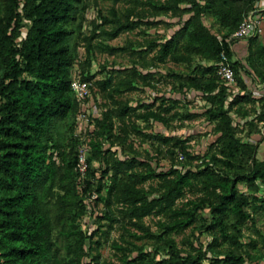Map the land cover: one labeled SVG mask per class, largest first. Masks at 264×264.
Segmentation results:
<instances>
[{
  "label": "trees",
  "instance_id": "trees-1",
  "mask_svg": "<svg viewBox=\"0 0 264 264\" xmlns=\"http://www.w3.org/2000/svg\"><path fill=\"white\" fill-rule=\"evenodd\" d=\"M108 1L115 4L121 0ZM255 2L206 0L201 5L198 0H164L159 8L153 6L155 11L171 12L175 16L192 14L176 34V37L183 34L184 40L170 38L152 42L148 51H154L158 63L171 59L177 64L190 65L194 57L204 63L195 70L197 75L187 77L186 82L210 105L204 115L216 124L221 158L214 156L210 162L194 169L172 165L167 172L158 173L148 162L139 160L134 150H130L132 156L118 157L102 143L104 140L109 146L121 145L114 142L119 137L112 134L113 119L123 124L125 119L135 117L145 123L153 121L168 126L170 119L164 115L170 112L171 107L162 108L164 104L161 103L155 110L153 104L136 107L125 104L115 111L99 108L94 130L86 133L90 146L88 171L80 183L76 163L77 147L82 140L74 134V129L81 105L70 87L74 80L71 67L75 51L68 25L78 11L85 10L84 0H0V264H83L84 246L76 250L80 255L74 261H59L52 235L55 224L60 237L81 235L76 220L85 211L84 198L88 193L96 195V203L105 204L108 212L101 219L121 222L124 232L132 238L128 244L137 250L136 257L131 258L126 254V247L113 244L112 247L121 253L117 264H244L242 256L233 254L204 263L205 253L201 251L195 256L171 254L155 261L139 250L134 241L142 239L138 232L151 236L143 226L146 217H157L162 236H167L187 230L195 223L197 211L208 209L223 240L236 244L234 237L225 231V217L232 214L240 226L249 217L244 208L251 204V200L259 202L260 208L264 206V197L253 196L250 200L239 193V183L255 187V183L260 181L264 185V162L253 160L247 169L240 166L236 169L245 154L251 157V148L236 138L229 115V107L240 97L231 99L232 87L222 84L215 74L220 54L225 53L238 81L237 71L241 67L239 62H231L233 52L228 38L254 8ZM206 12L219 24L220 37L200 23V16ZM109 13L110 18H102V24L110 26L109 30L102 31V35L109 39L124 31H134L143 19L133 20V10H128L125 22L116 19L114 9ZM23 29H26L24 36ZM93 38L94 35L85 40L88 50L92 47L110 54L119 51L105 44L91 46ZM250 41L256 44L257 57H264V47L258 38ZM133 75L145 79L143 74L144 77L137 72ZM91 79L87 75L77 78L86 82ZM111 83L109 79L90 85L93 103L96 92H106L112 87V92L121 91ZM124 84L129 90L133 89L128 82ZM241 97L246 99L248 95ZM142 108L144 112L137 114ZM61 125L66 127V136L59 129ZM130 128L138 136L149 138L136 124ZM127 131L124 127L123 132ZM154 138L161 145L173 143L172 146L180 147L188 160L195 159L183 141L160 135ZM94 161H99L104 167L102 177L96 183L93 181ZM219 164L224 168L220 170ZM104 176L108 177L109 185L103 182ZM154 179L159 181L158 187L150 191L158 193V196L148 199L150 191L144 184ZM103 190H106L105 196L101 194ZM188 194L191 197H187ZM113 205L120 206L119 218L111 211ZM121 240L126 241L123 236ZM166 243L174 247L172 240Z\"/></svg>",
  "mask_w": 264,
  "mask_h": 264
},
{
  "label": "rangeland",
  "instance_id": "rangeland-1",
  "mask_svg": "<svg viewBox=\"0 0 264 264\" xmlns=\"http://www.w3.org/2000/svg\"><path fill=\"white\" fill-rule=\"evenodd\" d=\"M163 2L164 0H121L114 4L108 0H84L85 10L78 11L74 20L68 25L71 31V44L75 51V61L71 67L72 78L76 80L79 76H91V83H89L93 85L96 81L110 79L111 84L121 90L115 93L112 92V87L106 92L99 91L93 95L95 103L93 106L89 105V110H86L90 114V130H94L95 119L100 113L99 108L104 111H115L125 104L132 107L153 104V110H155L161 103L164 104L162 108L171 107L170 112L164 115L165 118L170 119L168 126L153 121L145 123L135 117L125 119L123 124L113 119L112 134L116 138L119 137V140H114V142L121 143V145L109 146L105 143L106 141H102L106 149L110 148L116 156L121 158L132 156L131 151L134 150L139 160L148 162L158 173L167 172L172 165L182 166L183 169H194L196 166L210 162L214 156L221 158L216 124L204 115L210 105L200 92L190 89L186 82L187 77L197 75L195 70L204 63L198 57H194L190 65L177 64L171 59L165 63H158L154 51H148L149 44L152 42L170 38H175L177 41L184 40L183 34L178 37L176 34L192 15L184 14L180 17L171 12L161 13L153 9V6L156 8L162 6ZM198 2L204 5L206 0H198ZM255 5L259 7L257 2ZM112 9L117 13L116 19L121 22H125L128 10H133V20L143 17L141 25L134 31H124L113 39L104 37L102 31L109 30L110 26L102 24V18H110L109 12ZM199 20L210 33L218 37L222 35L219 24L209 13L201 15ZM25 33L26 29H23L22 35L24 36ZM93 35L91 46L105 44L119 51L110 54L98 52L92 47L88 50L85 40ZM258 40L264 47V36ZM255 50L256 44L250 40L242 41L239 45L236 43L232 50L231 62H239L241 68L237 71L236 85L230 89V98L234 96L240 98L229 107V115L236 138L251 148V157L248 158L249 154H245L236 169L239 166L247 169L253 160L264 162V80H262V76L264 78V57H257ZM254 63L256 71L253 67ZM134 72L141 77L145 76V79L134 76ZM254 78H256L255 82ZM124 82H128L133 89L129 90ZM243 94H247L248 97L243 99L241 97ZM110 95L112 98L109 97ZM143 112L142 108L137 111V114ZM77 116L74 134L80 131L77 126L79 128L84 126ZM133 123L140 128L142 134L149 138L145 139L143 135L138 136L134 133L130 128ZM124 127L127 128V133L123 132ZM59 129L65 136L68 134L64 125H61ZM156 135L169 136L183 141L188 153L195 159L188 160L180 147L172 146L173 143L166 146L159 144L155 138L153 139ZM67 150L69 151V147ZM179 162L182 164L178 165ZM92 166L95 169V180L93 181L96 183L102 177L104 167L99 161L92 162ZM218 168L221 170L224 166L219 164ZM103 178V182L109 185L108 177ZM81 181L78 180L80 183ZM158 183L159 181L154 179L145 183L144 186L150 191L151 188H157ZM237 186L239 193L250 200L253 196L264 197V185L260 181L255 183V187L248 183H239ZM80 187L83 188V184ZM101 194L105 196L106 190H103ZM157 196L158 193L150 191L148 199ZM189 196L191 197V194L187 197ZM95 199L96 195L89 193L84 198L85 211L76 220L80 236L60 237L59 228L56 224L54 225L52 238L58 250L59 261H74L80 255V252L76 250L84 246L82 258L80 257L83 264H117L121 253L112 247L115 243L126 247V254L129 257H136L137 250L128 244L132 238L124 232L123 224L101 219L108 210L103 202L96 203ZM259 206V202L251 200V204L244 208L249 217L240 226L237 225V220L232 214L225 217V231L234 237L236 244L223 240L219 228L214 226L211 212L208 209L198 210L195 223L187 230L167 234V236H162V231L157 225L159 220L157 217H146L143 220V226L149 230L151 236L148 237L143 232H138L142 239L133 241L139 250L149 254V257L155 261L171 254L181 257L195 256L198 251H201L205 253L204 263H209L216 258L223 259L228 254H233L242 256L244 264H264V206L262 208ZM111 211L116 218L120 217L119 205H113ZM51 214L53 220V207ZM126 228L135 231L131 226L126 225ZM122 236L126 241L121 240ZM215 238H217L216 241ZM168 240L173 241L174 247L167 245Z\"/></svg>",
  "mask_w": 264,
  "mask_h": 264
},
{
  "label": "built area",
  "instance_id": "built-area-1",
  "mask_svg": "<svg viewBox=\"0 0 264 264\" xmlns=\"http://www.w3.org/2000/svg\"><path fill=\"white\" fill-rule=\"evenodd\" d=\"M262 36H264V8H260L255 5L254 8L244 16L237 30L228 38V44L231 50H233V46L236 43L254 38H260ZM215 74L222 84L228 85L230 87H234L236 85L235 72L231 68L225 53L220 54L219 61L216 64ZM90 85L91 84L89 82L79 81L76 79L71 82L70 86L81 105V111L79 112L77 119L84 125L80 126V128L78 127L80 130L78 135L81 137L82 142L77 147L76 171L80 181L86 176L88 171L87 158L90 153V146L88 145V141L86 139V133L90 130V114H88L86 110H89V105H94L93 101L91 100Z\"/></svg>",
  "mask_w": 264,
  "mask_h": 264
},
{
  "label": "crops",
  "instance_id": "crops-1",
  "mask_svg": "<svg viewBox=\"0 0 264 264\" xmlns=\"http://www.w3.org/2000/svg\"><path fill=\"white\" fill-rule=\"evenodd\" d=\"M264 0H256L257 4L259 5L260 8H263L264 7ZM241 42L238 43V45L240 44Z\"/></svg>",
  "mask_w": 264,
  "mask_h": 264
}]
</instances>
